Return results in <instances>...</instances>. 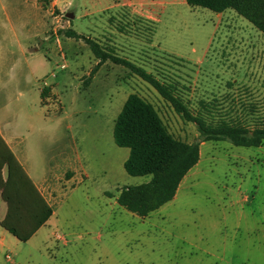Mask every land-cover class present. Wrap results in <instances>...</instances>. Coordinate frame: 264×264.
<instances>
[{"label": "rangeland", "instance_id": "1", "mask_svg": "<svg viewBox=\"0 0 264 264\" xmlns=\"http://www.w3.org/2000/svg\"><path fill=\"white\" fill-rule=\"evenodd\" d=\"M37 4L46 20L37 37L44 48L1 101L16 111L27 156L53 160L42 187L54 223L26 241L5 240L0 264H264V142L200 141L199 159L171 200L145 217L126 210L115 201L119 189L150 177L127 174L128 149L113 141L126 96L149 101L175 137L191 142L198 131L128 68L107 60L90 74L97 59L88 45L60 31L70 27L143 66L190 107L204 99L215 117L248 124L264 122V34L230 8L217 13L185 0L125 22L109 13L83 17L88 0H70L61 12L49 0ZM50 12L63 15L54 22ZM49 29L58 35L54 48L64 53L65 69L46 47ZM49 72L60 94L51 96L56 110L38 102L35 78L52 80Z\"/></svg>", "mask_w": 264, "mask_h": 264}, {"label": "trees", "instance_id": "2", "mask_svg": "<svg viewBox=\"0 0 264 264\" xmlns=\"http://www.w3.org/2000/svg\"><path fill=\"white\" fill-rule=\"evenodd\" d=\"M189 6H201L214 12L227 8L248 20L264 34V0H185ZM55 11V10H54ZM57 12V11H56ZM65 36L81 38L97 59L91 70L107 60L120 64L151 85L176 113L195 124L197 140L188 142L175 137L163 123L154 106L135 92L129 93L117 113L112 137L117 146L128 148L123 161L125 172L149 179L123 185L115 201L126 210L145 217L171 200L184 175L199 159V143L227 140L237 146L257 147L264 142V122H248L239 117L214 116L211 102L200 99L190 107L153 72L130 59L103 48L101 44L76 30L63 28ZM49 91L44 87L41 98ZM0 199L6 212L0 226L19 241L28 240L52 213L51 205L0 135Z\"/></svg>", "mask_w": 264, "mask_h": 264}, {"label": "crops", "instance_id": "3", "mask_svg": "<svg viewBox=\"0 0 264 264\" xmlns=\"http://www.w3.org/2000/svg\"><path fill=\"white\" fill-rule=\"evenodd\" d=\"M81 1L84 2L87 0ZM88 1L90 4L82 14L83 17L90 15L93 19H95L109 13L108 15H110V17L118 18L119 20L122 19L123 22L130 18L147 17L153 9L164 8V5L174 2V0ZM49 2L50 5L60 9V12L62 11V7L70 4V0H49ZM50 14L54 19V22L58 21L57 15H59V13L54 14L53 16L52 12H50ZM45 28L46 20L40 6L37 4V0H0V135L8 147L12 150L15 157L31 178L39 192L49 203L42 186L45 185L44 182L48 176L51 168L50 164L53 160H50L47 163L44 161L45 158H42L40 162H35L27 156L25 150L26 139L19 131L20 125L18 123V118L15 115L16 111L12 106H9L7 103L1 101V99L6 96L8 91H10L11 87L18 83L20 79L21 67L27 64L29 58L32 57L36 51L44 48L38 46L37 37L42 35L47 30ZM49 30L53 33V39L46 43V47H49L52 54H56L61 58L60 64L63 63L65 66L62 69H65L66 64L64 62V53H58L54 48V43L57 41L58 35L56 34L55 29ZM49 74H53L52 80H48L47 76L35 78V84L39 95L38 102L42 107H45L46 105H43L42 103L43 99H45L47 101V106L51 103L53 110H56V105L53 102L54 100H51V96L55 94L60 98V94L57 89V85H51V83L55 80L56 75L52 72H49ZM66 80L67 87H69V78ZM44 87H48L49 91L41 98L40 93ZM63 146L68 147L69 145L68 143H64ZM77 151L78 150L75 145L74 154L75 156L80 157ZM59 152L60 150L57 152V156L59 155ZM0 211V219H2L6 212V205L1 199ZM53 217L54 209L52 207L50 217L30 238L34 237L40 230L48 228L50 224L54 223ZM8 234L10 233L0 226V247L4 246L5 240L13 239L11 237L12 235Z\"/></svg>", "mask_w": 264, "mask_h": 264}, {"label": "built area", "instance_id": "4", "mask_svg": "<svg viewBox=\"0 0 264 264\" xmlns=\"http://www.w3.org/2000/svg\"><path fill=\"white\" fill-rule=\"evenodd\" d=\"M57 14V13H56ZM63 14L62 13H60L59 15H57V20H60L61 18V16H62ZM65 65L62 63V64H60V67L61 68H63ZM49 77H51V78H53V74H49ZM6 257H9V255L7 254L6 255Z\"/></svg>", "mask_w": 264, "mask_h": 264}, {"label": "water", "instance_id": "5", "mask_svg": "<svg viewBox=\"0 0 264 264\" xmlns=\"http://www.w3.org/2000/svg\"><path fill=\"white\" fill-rule=\"evenodd\" d=\"M66 15H67L68 17H72V16H73V13H72V12H68V13H66Z\"/></svg>", "mask_w": 264, "mask_h": 264}]
</instances>
